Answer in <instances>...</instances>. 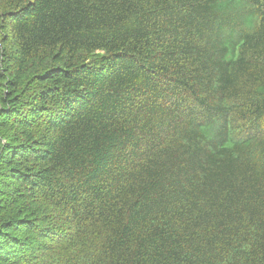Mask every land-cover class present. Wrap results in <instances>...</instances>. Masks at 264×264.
I'll return each instance as SVG.
<instances>
[{
  "label": "trees",
  "instance_id": "16d2710c",
  "mask_svg": "<svg viewBox=\"0 0 264 264\" xmlns=\"http://www.w3.org/2000/svg\"><path fill=\"white\" fill-rule=\"evenodd\" d=\"M0 264H264V0H0Z\"/></svg>",
  "mask_w": 264,
  "mask_h": 264
}]
</instances>
